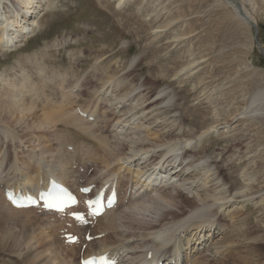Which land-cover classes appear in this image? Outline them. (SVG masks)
Here are the masks:
<instances>
[{"label":"rangeland","instance_id":"1","mask_svg":"<svg viewBox=\"0 0 264 264\" xmlns=\"http://www.w3.org/2000/svg\"><path fill=\"white\" fill-rule=\"evenodd\" d=\"M41 1L49 2V6H44L39 11L32 34L19 42L18 49L0 50V73L15 81L20 80V75L27 76L29 81H26L23 93L36 88L48 93L50 88H42L43 83L39 80L41 73L39 67L42 66L43 73L49 77L47 83H53L51 90L54 93H59L58 83L63 87L69 83L77 84L82 90V96L71 100L73 101L71 107L74 104V107H80L76 105L78 103L81 108L83 106L93 109L96 106L98 109L99 101L95 97L93 102L92 99L89 100L93 97L92 89L103 90L106 86L111 89L114 83L119 86V90L121 89L120 93L126 88H136L142 81L151 86L149 96H161L160 94L166 91L162 94L164 96L170 92L164 101L154 106L152 112L151 108L146 110L149 112L147 117L136 113L137 118L134 122L140 126L128 130L130 135L136 138L140 134V137L156 142V147L148 146L144 151L147 153L157 151L155 152L157 155L171 146L175 149L173 153L179 155L178 158L183 150L195 145L198 157L189 152L185 157L186 163L200 158L198 159L200 161H196L199 166L206 163L210 166L209 172L216 170L221 173L220 176L224 178L225 183L220 188L233 185L231 191L233 197H228L233 203H238L237 206L233 204L229 207L230 215L233 217L230 218L218 211L216 218L215 215L210 218L216 219L222 226L213 235L201 237L207 241L197 245L198 256L207 262L210 261V264H215L216 260L226 257H231L230 262L234 264L242 262L264 264V96L253 100L258 90L264 91V0H243L245 7L254 16L255 21L252 22L257 26L259 45L254 39V26L240 21L233 14L230 4H225L223 0ZM14 3L24 10V4L18 0H2L0 22L4 19L3 15L11 14ZM13 19L22 20L20 16L15 15ZM15 20L10 22L8 32L15 28L13 25H17ZM192 59L196 62L187 65ZM105 76L110 78L104 88H99L98 85L101 84L99 82ZM31 81L35 84L30 88ZM78 86L72 89L73 92L80 91ZM139 90L140 86L135 91L132 90L133 93L125 94V97H130L125 103L132 106L131 112L136 111L137 103L144 99L145 92L133 96L134 92ZM43 107L47 109L45 104ZM42 110L40 107L35 108L34 114H42ZM34 118L27 121L30 123ZM7 123H0L2 178L12 176L13 165L18 166L19 170L32 172V167L40 160L43 163L39 168L41 170L46 165L44 156H48L50 150L58 152V155L61 153L64 156L68 154L73 156L76 151L63 150L66 142L76 149L79 148L81 155H86L81 160L90 159L87 156L91 155L94 157L91 158L92 163L98 161L94 167L96 171L92 169L87 172L89 177L100 181L105 175L107 168L99 160L104 150L94 145L95 149H87L90 148L88 146L91 142L83 137L85 135L75 136L70 124L65 121L58 122L52 128H33L26 132H22L14 121ZM97 124L98 120L95 122V125ZM129 126L133 127L132 124ZM209 128L212 129L207 132ZM108 131H111V126ZM167 131L173 132L171 139L162 135ZM59 135H65L66 138ZM62 141L64 144L60 145ZM79 152L76 153L79 155ZM28 154L37 158L36 164L32 165L30 160L27 162ZM74 157L73 160L79 161L77 160L79 158ZM63 160L61 158L62 162ZM112 160L109 162L108 170L119 168L117 174L122 175L121 189L124 188L126 180H129L131 200L124 201L120 209L109 214L116 216V227L113 231L103 232L102 235L110 234V242H107L106 247L128 243L127 245H133L135 248L126 251L138 250L140 254L147 248L145 244L139 247L143 243L141 240L146 231L150 232L148 238H156L155 234L176 228L174 224L178 220H172L170 215L167 219L161 220L160 213L165 209L178 208L168 204L164 199L159 198L155 202L153 199L156 200L157 195L172 196L181 192L194 200L198 206L204 203L199 195L200 191L194 187L189 188L179 176L169 178L164 173L160 175L153 173L148 177L145 174L146 176L132 178L131 175H136V166H131L134 172L130 171L131 167L127 171L125 165L121 167L120 162ZM196 162L188 168L197 166ZM81 165L85 169L89 167L84 162ZM10 171L12 173L7 175L6 172ZM81 174L83 178L85 175ZM154 176H157V179ZM201 176L199 179L189 181L202 183L204 175ZM27 186H33V182ZM205 186L206 189L211 188H208L206 183L200 189ZM116 187L119 190V185ZM0 197V205L8 210L2 209L1 213L10 216L7 219L8 225L28 224L29 227H35L38 237L40 234L48 235L47 238L53 241V246L70 253L69 246L64 251L59 241L42 228L44 225H38L42 218L47 222L48 217L34 214L33 218L32 209H29L30 212L27 210L19 211L18 214L13 213L14 218L11 210L4 205L7 202H4L1 190ZM209 198L207 201H212L211 197ZM185 208L190 209L188 206ZM141 221L151 222L155 228L145 230L143 224L141 228H134ZM225 232L232 235L233 243L231 246L223 244L220 247ZM124 233L137 235L126 237ZM254 237L256 239H253ZM212 243L219 245L218 252ZM147 246L151 248L152 244L148 243ZM16 253L18 251L13 248L0 247V264H28L27 261L17 259ZM72 256L74 261H77V257ZM136 256L138 253L129 252L125 256L123 254L122 259L126 262Z\"/></svg>","mask_w":264,"mask_h":264},{"label":"bare ground","instance_id":"2","mask_svg":"<svg viewBox=\"0 0 264 264\" xmlns=\"http://www.w3.org/2000/svg\"><path fill=\"white\" fill-rule=\"evenodd\" d=\"M1 1L2 0H0V3ZM19 1L24 4V10L20 9L17 4L14 3L13 11H11V14L3 15L4 19L0 22V50L18 49V46L20 44L19 42H21L24 38L32 34L34 30V25L36 24V18L39 15V11L42 10L44 6H49V2L45 3L41 0H18V2ZM223 1L225 4H230L229 7L232 9L233 14H235L240 21L244 23H249L251 25L255 23L252 22V20L255 21L254 16L251 14L250 10L245 7L243 0ZM13 15L17 17L20 16L22 20L13 19ZM14 20L17 22V25H13L15 28L13 30L11 29V32H8L7 30L9 29V25L11 24L10 22H13ZM195 62V59L189 60L187 65H192ZM39 69L41 71L39 80L43 83L42 88H50V90H48L50 92L48 93L41 92V90H38L37 88L30 89L28 93H23V90L26 88V81H29V78L27 76H24V74L20 75V80L17 79V81H15V79H11L8 76H5L0 73L1 122H4L6 124L8 121H14V123L18 127H20V130H22V132H26L27 130L33 128H52L56 126L58 122L65 121L67 124H70L72 133L75 134V136L79 137L81 135H85L83 137L86 138V140H88L89 142H91L92 145H94L98 149L102 148V150H104L103 156H101L99 160L104 164L106 168L109 167V162H111L112 159H115L116 161H118V163L120 162L119 164L121 166L125 165V169L127 171L130 170V167L132 165L136 166L137 169L135 170L136 175L134 178L144 176L146 173L149 175L153 172H156V174L164 173L169 178H171V176H179L184 180L185 183L188 184L189 188L194 187L195 190L200 191L199 195L203 198L205 204L203 203L201 206H198L195 204L194 200L190 199L188 196L184 195L181 192H179L178 195L172 196H168L167 194L162 196L157 195L155 197L156 200L153 199L155 202L158 201L159 198L164 199L165 201L167 200L168 204H172L173 206H176L179 209H165L160 213V215L162 216L161 220L167 219L169 215L171 216L172 220H178L177 223L174 224L176 228H170L169 230L171 231H161L158 234H155L156 238H148V234H150V232L147 233L146 231V234H144V237L142 238L143 240H141L143 243L141 242L142 244L139 247L141 248L143 244H145L147 250L145 249V252L142 251L143 253L140 254L138 250L126 251L129 248L135 247L133 245L129 246L125 244L124 247L126 254L129 252L135 254L138 253V256L134 257L130 261H123L122 264H149L154 259L156 260V262L158 260L165 259L163 261V264H165V262H168V264H210V261L207 262L197 255L199 254V251H196L198 250L197 245H200L203 242L205 243L207 241L205 239H201V237L208 236V234L213 235L214 232L219 231L220 226L222 225L218 224L219 222L216 219H210L214 215L216 218V214L218 211H221L224 215L226 214L230 218L233 217L231 216L232 214L230 215L231 211L229 210V207H232L233 204H235V206H237L238 204L236 202L233 203L232 201H230V199H228V197H233L231 196L233 185H230L229 187L224 189L220 188L225 183L224 178L220 176L221 173H219V171L217 172L216 170L209 172L210 166L206 163L201 164L199 166V163H197L196 161L200 158L194 159V161L192 160L186 163L185 157L187 153L192 152L194 157L198 155V152L195 151V145L191 146V148H186L185 150H183L182 155H180V157L178 158L177 156L179 155L173 153L175 149L171 146H167V150L165 151L163 149V152L161 151L158 155L155 154V152L157 153V151H155L154 153H147V151H144L145 148L148 146L156 147V142H150L151 140L140 137L139 132H137L139 134L138 137L134 138L130 135V132L128 131L131 129L138 128L140 126L137 125L136 122H134L137 118L135 117L136 113H141L142 116L147 117L146 115L149 112H147L146 110L151 108L152 112L154 110V106L164 101L166 99V96L169 95L170 92H167L166 95L163 96L162 94H165V91L160 94L161 96L154 97V95H152V97L148 95L152 91V89L150 88L151 86H148L149 83H147L146 81L140 82L139 85H137L138 87L136 86V88H139L140 86L141 90L137 91L136 93L134 92L133 96L135 97L140 93L145 92L144 99H141L140 103H137L138 109H136V111L134 112H131L132 106L126 105L125 103L129 100L130 97H125V94L133 93L136 88H126L123 93H120L121 89L119 90V86L114 83V86L112 85L111 89H108V86H106V84L110 76H105L99 82L101 84H99L98 86L99 88H104L105 86L106 87L103 90L96 88L92 89L93 94H91V96L93 97L89 98V100L92 99V102L95 98L99 101L98 109H96V106L93 109H91V107L87 108L82 106L81 110L86 113V117H84L80 116L75 111V104L71 107V103L73 102L71 100L75 99L79 95L82 96V90L79 89V86L77 84L69 83L68 85L63 87L61 83L57 82L60 90L58 94L54 93L51 90L53 83H47L49 77L48 75L43 73V67L40 66ZM51 74L53 76V73ZM63 81L64 80H62V82ZM34 84L35 83L31 81L30 88L33 87ZM75 86H78V89L80 90L79 92H73L72 89L77 88ZM261 96H264V91L258 90L254 94L253 100L255 101V99L261 98ZM44 104L47 109H44ZM76 105H79L81 108L80 104L76 103ZM39 107L41 110L43 109L46 111L42 110V114L39 115L34 114L35 108ZM89 115L94 116V119L96 120V122L98 120L99 124L95 125V123H93L95 122V120L93 122L86 120ZM33 118L34 120L30 123L27 121L28 119ZM152 121L154 120L152 119ZM130 124H132L133 127H130ZM110 126L111 131H108ZM146 128L147 126L145 127V129ZM211 129L212 128H209L207 132ZM172 134L173 132L167 131L162 135L167 139H171ZM46 152H48V150ZM165 152H170L171 154H165ZM117 154H120L122 156H117ZM62 156L64 155L61 153L60 155H58V152L50 150L48 156H44L46 165H44L40 170L39 168L43 163H41L40 160H37V164L32 167V172L19 170L18 166L13 165V168L15 170L20 171L19 173H17V176L15 174L13 175V177L16 176L21 180L20 183H16V186H18L17 184H22V188L27 189L28 191H34L35 189L39 188L40 184L46 186L48 177L52 176L53 178L56 177L61 183L67 185L71 189L77 190L78 186L81 184L79 183V180L80 178H82V174L79 173L77 169H74L72 167L73 164L76 162L75 160L73 161L74 156H70V154L64 157ZM30 157L31 156H29V158ZM92 157L93 156H87V158L90 159ZM61 158L64 159V163L61 161ZM195 162L197 163V166L193 167L192 169H189L191 165ZM68 163L71 164L69 165ZM78 165L79 167L82 166L81 164ZM118 169L119 168L109 169L107 176L114 175ZM1 172H3V170ZM201 175H204V178H202V183H193V181L197 178L199 179V176ZM10 177L11 176H9V178ZM113 179V181L116 182V185H118L119 176L118 178L113 177ZM190 179H192L193 181H189ZM107 180L109 179L105 178V181ZM31 182H33V186H27ZM90 182L93 181L90 179L87 180V182L85 181V183ZM206 183L208 184V188H211L206 189V185L205 188L200 189V187L205 185ZM5 186L8 185L2 186V195L3 188ZM209 197H211L212 201H207V199H210ZM213 203L215 204V206H213ZM4 205H7V207L11 210L10 212H12L11 214L13 215V217V213H17L19 211H29V209H31H16L8 205V203ZM2 206L3 205H0V213L3 209ZM187 206L190 207L189 210L185 208ZM3 210L8 211L7 209ZM113 210L114 209H110L106 211L102 216H100L96 220V223L93 226H75L72 223V227L70 228V230L80 234L89 231L90 235L103 234V232L107 230L108 232L113 231L116 227V216L114 214L109 215L114 212ZM4 214L5 213L0 214V239L2 240L0 241V247H9L17 250V259H20L24 262L27 261L28 264H79L81 244L67 245L69 246L70 253L63 252L57 249L55 245L53 246V241L47 238L48 235H44L46 236L44 237L40 236V234L38 237V233H36L37 231L35 227V229L33 227H29L28 224L8 225L7 219L10 216H6V214ZM45 221L46 220L42 218V221H39L38 225H45ZM141 224H143L142 227H145V230L155 228V225L153 223H144L142 221L141 223H137V226H135L134 228H141ZM59 228H62V224L59 225ZM176 231L179 232L176 233ZM124 235L126 237H133L137 234L124 233ZM109 236L110 234L108 233L106 235H103L101 239L93 238L91 241L86 243L84 253L90 254L106 251V245L110 239ZM222 238L223 241L222 244H220V247H222L223 244H230L229 246H231V244L233 243L232 235L228 234L227 232H225ZM253 239L256 238L254 237ZM83 241V238H81V243H83ZM148 243L152 244L151 248H149L150 246H147ZM212 245L218 252L217 247H219V245L216 246L217 243H212ZM149 250L152 252V257L150 258V260H147L146 254ZM109 253L111 255H116L115 250L110 251ZM157 253L158 256H156ZM72 255L77 256V261H74ZM135 258L136 260H134ZM230 260L231 257H226L222 260H216L215 264H234L231 263Z\"/></svg>","mask_w":264,"mask_h":264},{"label":"snow or ice","instance_id":"3","mask_svg":"<svg viewBox=\"0 0 264 264\" xmlns=\"http://www.w3.org/2000/svg\"><path fill=\"white\" fill-rule=\"evenodd\" d=\"M89 189H84V191H88ZM71 203L75 204L77 201L75 200V198H70ZM89 207L92 209V214H98L100 211H102V205L100 204V202L97 201H87L86 202ZM93 205H95V207H92ZM48 207H59L60 210H63L64 205L63 204H54V203H49L47 205ZM72 215L79 220L82 223H86L87 221L84 219V216L82 213H72ZM71 240L75 241L77 238L76 237H70ZM89 239H91V237H89ZM84 264H92L91 261H85ZM104 264H114V262L111 261H105Z\"/></svg>","mask_w":264,"mask_h":264},{"label":"water","instance_id":"4","mask_svg":"<svg viewBox=\"0 0 264 264\" xmlns=\"http://www.w3.org/2000/svg\"><path fill=\"white\" fill-rule=\"evenodd\" d=\"M253 26H254V39H255L256 42L258 43V41H257V26H256L255 23L253 24ZM258 45H259V43H258Z\"/></svg>","mask_w":264,"mask_h":264}]
</instances>
